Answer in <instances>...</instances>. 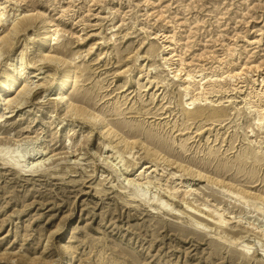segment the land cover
<instances>
[{"label":"rangeland","instance_id":"rangeland-1","mask_svg":"<svg viewBox=\"0 0 264 264\" xmlns=\"http://www.w3.org/2000/svg\"><path fill=\"white\" fill-rule=\"evenodd\" d=\"M22 21L0 52V86L19 54L24 80L39 85L0 111V146L45 147L49 164L39 175L0 156V264H264V203L251 204L264 198V0H0V37ZM59 78L108 126L56 106ZM147 165L179 187L170 198L151 186L176 211L121 187L117 174ZM225 188L247 190L250 205ZM183 199L226 208L230 225L198 218ZM192 217L211 233L180 231Z\"/></svg>","mask_w":264,"mask_h":264},{"label":"bare ground","instance_id":"bare-ground-1","mask_svg":"<svg viewBox=\"0 0 264 264\" xmlns=\"http://www.w3.org/2000/svg\"><path fill=\"white\" fill-rule=\"evenodd\" d=\"M23 24L22 22H15L12 26V28L5 33L4 36L0 37V52L2 51V48L5 46H11V41H13V37L11 36L12 34L16 35L21 29V25ZM50 38V36H48ZM18 57V56H17ZM19 57L21 58L19 62H16L13 70V77H11L10 81L3 85L0 86V111L6 108H18L21 106L24 102L27 96H29L35 89L38 87L39 83H34V82H28L24 80L25 75V70L27 69L28 65L23 60L22 54H19ZM39 59H49L51 61H60L57 57V55H52L47 53L46 51H42ZM23 77V79H22ZM1 85V84H0ZM65 85L63 84L62 78H59L52 86L51 91L49 92V95H51L55 101L56 106H61L64 107L66 114H69V116H75V117H81L85 121L88 122H93L101 125V128H105L108 126V123H105V118L102 113L100 112H95L92 109H90L86 105H78L77 103H74V101L70 100V98L67 97L65 94ZM113 129L112 132L114 135H118L120 141L125 142V147L127 148V152L131 153V150L134 148V142L128 141V137L124 135H120V133L114 129L112 126L108 129ZM3 143V141H2ZM1 143V144H2ZM5 143V142H4ZM108 147L114 148L111 144H108ZM75 151V150H74ZM47 149L45 147H38V148H31L28 150H19L18 148L12 149L8 145H2L0 146V156L3 161L6 163L18 165L19 170L24 171V172H31V173H40L39 175H42L41 171H46L48 169L47 165V159L49 157H45L49 153H46ZM119 155L121 156V152L117 151ZM153 154H161L158 152V150H153ZM9 158V159H7ZM156 159H162L167 160L164 155L161 157L156 156ZM109 158L106 159L103 158V161L106 162V165L110 166L111 168L116 171L114 168L115 165L112 163V161L108 160ZM71 160V159H70ZM112 160V158H111ZM72 161V160H71ZM73 163H77L78 161L75 159ZM174 162H171V164ZM156 166V164H153ZM152 166V165H151ZM151 166H146L140 173H133L135 175L134 177L130 178L128 177V170L126 172H122L121 174H117V179L119 180L121 187L128 192L129 196L134 198V199H141L142 202L144 203H149V202H155L160 205V207H156L161 210V208H165L168 211H173L175 210L169 202H167L161 195H157L155 191L157 189L163 190L164 193H166L170 198H175L178 196V189L179 187L177 185H172L171 182H168V174L166 175L165 179H152L151 177L148 176L147 174V168ZM179 167L182 168V170L187 171L189 176L198 177V178H205L209 179L206 173L201 171L200 169L194 168L192 166H185L183 164H179ZM47 167V168H46ZM127 169V168H126ZM122 171V170H121ZM155 171V170H154ZM124 175V178L122 176ZM172 175H175L173 172ZM217 184V183H216ZM151 186L156 188L155 191H152ZM149 188L151 190H149ZM223 188V187H222ZM225 191H228L230 194L235 195L238 197L240 200L243 201L244 204L250 205L249 201V195L247 190L245 189H240L238 191H235L234 189H229L225 188ZM183 197L186 198V196L194 195L193 192H190V190H184L183 193H181ZM184 198V199H185ZM252 198L254 201L251 203L254 206L256 205L257 200H262L261 203H264V198L261 195H252ZM185 207L188 208L189 212L193 213L195 216L198 218H202L203 220L207 222H212L215 224L218 228H224L223 226H229L230 225V218L231 216H227L229 212H227L226 208L219 207L215 205L214 207L209 206L207 202H200L196 204L197 199H192L191 202L184 201ZM188 199V198H187ZM194 202H196L194 205ZM218 203V202H217ZM151 206V205H150ZM153 207V206H152ZM257 207V206H255ZM176 211V210H175ZM180 214L181 210H179ZM179 214V213H178ZM192 215H190L191 217ZM197 218V219H198ZM233 218H236L234 216ZM194 219V217L191 218L190 221V229H183L182 227H178V229L182 232H185L187 235L190 232L198 231V232H203L204 234H209L211 233L207 228L208 225L206 223H203L202 221H199V219ZM251 225V223H249ZM253 225L251 226V229ZM261 235L264 238V229L261 230ZM235 234V233H233ZM220 236V235H219ZM218 236V237H219ZM223 237V236H222ZM219 237V238H222ZM236 240V239H235ZM234 240V241H235ZM229 241V239H228ZM233 241V242H234ZM231 242V240L229 241ZM232 243V242H231ZM246 251H249L250 246L247 244L245 247ZM214 257H220V250L213 252ZM229 258L234 259L232 255H229ZM65 263L63 264H70L69 259H65Z\"/></svg>","mask_w":264,"mask_h":264}]
</instances>
